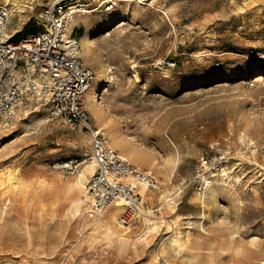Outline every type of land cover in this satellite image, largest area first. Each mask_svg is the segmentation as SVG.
Masks as SVG:
<instances>
[{
	"label": "rangeland",
	"instance_id": "rangeland-1",
	"mask_svg": "<svg viewBox=\"0 0 264 264\" xmlns=\"http://www.w3.org/2000/svg\"><path fill=\"white\" fill-rule=\"evenodd\" d=\"M45 3L0 0L7 30L37 31ZM70 24L92 124L160 185L141 190L155 223L91 214L89 132L29 96L0 121V264L264 258V0H91Z\"/></svg>",
	"mask_w": 264,
	"mask_h": 264
},
{
	"label": "built area",
	"instance_id": "built-area-1",
	"mask_svg": "<svg viewBox=\"0 0 264 264\" xmlns=\"http://www.w3.org/2000/svg\"><path fill=\"white\" fill-rule=\"evenodd\" d=\"M90 4L91 0H46L37 16L40 28L17 37L7 34L11 9L0 4V121L29 96L46 100L50 117H61L90 134L95 162L87 182L91 214L103 218L110 207L118 206L120 225L148 222L140 187L159 188L158 181L110 144L105 130L92 124L86 106L94 72L81 58L69 27L72 17ZM64 165L72 168L73 162Z\"/></svg>",
	"mask_w": 264,
	"mask_h": 264
},
{
	"label": "bare ground",
	"instance_id": "bare-ground-1",
	"mask_svg": "<svg viewBox=\"0 0 264 264\" xmlns=\"http://www.w3.org/2000/svg\"><path fill=\"white\" fill-rule=\"evenodd\" d=\"M19 13V12H18ZM14 17H16V15L14 14V13H11V15H10V17H9V21H10V19H12V18H14ZM74 17H75V15L72 17V19H71V23L74 21ZM8 21V22H9ZM72 29V27H71V24H70V27H69V30H71ZM9 30V29H8ZM7 30V34H11V32H9ZM96 55V54H95ZM96 58V57H95ZM92 63V62H91ZM101 91V87L99 86V85H97V84H94L90 89H89V91L87 92V95H86V100H87V106H88V108L90 109V110H92V111H94L95 110V105H94V101L95 102H98L99 103V96H100V92ZM14 111V110H13ZM91 111V112H92ZM94 114V113H93ZM98 114V113H97ZM98 117H100V116H98ZM113 140H114V142L116 143V144H120L119 142V139L117 138V137H115L114 138V136H113ZM124 144V143H123ZM126 145V144H125ZM125 147V146H124ZM123 155L125 156L126 155V151H123ZM93 162H94V160H93ZM94 164H95V162H94ZM95 169V168H94ZM94 169H92V172L94 171ZM84 171V170H83ZM83 171H81L80 172V180H82L83 178H84V176H85V173L83 172ZM214 185V184H213ZM143 188H142V190H144L146 187H145V185H143L142 186ZM213 187V186H212ZM118 212H119V207L118 206H113L112 208H110L108 211H107V213H108V220H106V224H107V226H108V228H110V229H115L114 228V225H113V221L115 220L116 221V223L118 224V226H121L119 223H118V221H117V217H118ZM154 217V216H153ZM154 223H155V220L154 219H148V222H147V224L146 225H149V226H153L154 225ZM147 231V230H146ZM120 234H122V233H120ZM260 261V262H259ZM250 264H261V263H264V258H259V259H257V258H254L253 260H250V262H249Z\"/></svg>",
	"mask_w": 264,
	"mask_h": 264
}]
</instances>
